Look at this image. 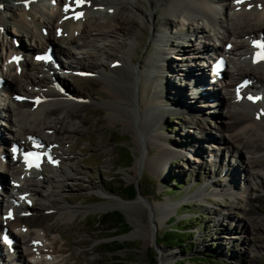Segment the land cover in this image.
Here are the masks:
<instances>
[{"label": "bare ground", "instance_id": "6f19581e", "mask_svg": "<svg viewBox=\"0 0 264 264\" xmlns=\"http://www.w3.org/2000/svg\"><path fill=\"white\" fill-rule=\"evenodd\" d=\"M51 1L55 5H50ZM13 2L20 3L19 8H16L8 0H0V26L5 25L10 20L15 26L12 35L21 37V39L25 35L33 44L30 46L23 43L18 46L11 44L7 49L8 56H5L3 61L0 57V79L3 82L0 89L3 87L4 92L8 93L12 102L16 103V107L25 109L21 115L17 114L21 118L16 119L13 114L14 109L11 111L12 107L6 105L4 110L3 105L0 106V117L5 115L8 119H12V125L9 126L12 134L8 146L15 143L20 150L21 148L26 149L33 142L35 145H39L38 149L46 153L45 156L50 157V159L43 161L38 168L25 171L21 163L7 150L9 147L3 150L6 153V158L0 161V173H3L0 177V189L7 194L9 203L5 206L4 212L0 204V233L10 232V247H12L13 253L9 257L0 252V263L25 264L22 260L24 255L29 259L28 264H39L37 262L38 252L48 256L53 251L47 250L44 246L45 249H42L41 239L43 238L41 234L31 233L33 234L32 237L28 231L29 225L23 223L26 219L31 223L29 218L32 212L28 210L26 200H31L34 195L39 193L35 188L36 186L31 187L33 183L29 184V180H34L31 179L32 174L35 175L36 180L34 181L37 182L48 180L49 175L51 177L56 174L60 175L55 171L60 170L65 162L70 160L62 148V145L64 146L63 139L66 135L75 132L76 127L67 126V124L58 126V121H54L58 118L56 115L62 114L60 118L62 121L67 119L85 122L86 119L80 114L81 109L93 106L96 102L91 96L81 98L75 95L73 90L71 93L66 87L68 84L61 80L58 70L53 68L52 61L49 60L44 65H40L33 60V54L30 55V51L43 50L50 45L53 49L54 58L61 64L62 72H73L82 68L83 66H80L79 61L71 58L69 47L75 45L77 46L75 48L79 50L81 46L78 45L79 37L94 29L89 24H83L84 16L89 11L102 15V13L111 12L107 10H112L115 14L124 16L125 22H118L120 24L118 30L127 35L131 42L127 50L110 60V64L118 60L119 65L115 68H111L110 64L107 68L93 66L86 70L95 76L98 85L105 91L102 103L107 106L108 113L113 119L120 120L125 127L130 129L133 127L134 131L133 122L136 124L138 119L143 123L146 121L153 123L152 127L148 125V132H146L144 139L147 152V157L143 160L144 164L153 170L164 169L165 165L169 168L171 163L175 162L174 158L180 155L179 153H185L184 157L187 155L191 158L190 153L194 151L199 158V160H194V163L196 164L198 161L199 167H202L200 165L205 161L210 164L209 166H216L212 175L216 178L220 177V179H216L221 180L220 184L213 180H207L194 191V194H186L182 200L197 196L199 199L205 198V200H210L209 203H212L215 197L209 195V199L206 198L208 194L205 187L213 183L218 184V190L214 196L227 193L228 190L233 192L245 184L247 190L246 175H243V180L241 177L239 178V175L235 176L236 167H233V164H228L230 161L238 163L240 175H242L244 169L239 164L241 150L248 148L260 150L264 147V78L260 77L262 78L260 79L259 75L255 77L236 67L233 72L229 73L227 69L224 71V73H228L229 80L220 81L218 84L204 89L201 88L199 81L203 78L207 79V77L205 76L204 60L201 61L200 58L207 55V50L223 57L227 56L229 59H232L230 56L234 54L237 55V59L244 57L243 65L245 64L249 69L250 65H254L255 68L262 69L264 72V58L253 63L248 51L254 38L264 40V27L258 28L259 26L256 27L255 25L256 29H253L252 32L245 31L250 28L249 26L254 25V22L255 24L264 23V0H241V3H238V0H231V3L227 0H13ZM228 10H231V14L242 24L240 28L237 25L232 31H229L230 29L226 24L229 19ZM6 13L10 14L9 18H7ZM175 20L181 22L180 25L184 26V29L186 28L185 31L173 30ZM250 21L253 22L250 23ZM122 24H127L128 28H124ZM207 27L211 28L212 34L206 30ZM103 34L105 33L103 32ZM191 34L198 36L195 39L199 44L197 47L193 46L195 43H187L189 48H184L180 44H174L171 40L174 37V40H181L182 42L183 39H189ZM13 36L11 39L15 37ZM239 37L245 38L246 43L238 45L237 38ZM137 44L144 48L139 51V56L135 55ZM149 49L151 51L147 53ZM235 50H239V52ZM180 51H184V53ZM15 55V60H12L11 57ZM229 59L228 61L231 62ZM66 60L71 61L64 63ZM239 63L237 62V64ZM45 68L47 71L49 70L50 76L44 75L46 73L42 72V69L45 70ZM92 68L94 71L90 73L89 70L92 71ZM207 76L210 78L211 74L207 72ZM240 78H247L249 83L246 88L239 87L236 91L235 84L239 82ZM19 81H25L36 91H24L25 96L19 98L20 94L17 91L19 90L17 88ZM111 81L119 86L112 87ZM233 81L235 82L231 85ZM222 87L230 90L227 93V99L230 101L228 114L218 113L219 106L222 107L225 103L219 89ZM247 89L256 93L255 101L248 99L243 94ZM237 94H241L240 99L235 98ZM33 99L37 100L34 101ZM199 101H201L200 105L196 104ZM12 106L14 105L12 104ZM171 110H180L184 112L187 119H191V121L188 119V122L184 120L183 123L185 124L195 121L194 116L197 119L206 115L207 117L218 116L220 118L219 123L211 127H213L214 132L222 136L215 137L210 132L207 134L209 137L205 136L206 138H204L206 126L201 120L198 121L199 124L194 122L199 129L194 133V136L197 137L195 139L184 141L183 135L180 137L184 140L178 139L179 137H175V135L170 137L161 135L162 132H165V124L163 123L165 116ZM32 122L33 125H30ZM158 128L162 129L160 130L161 133L157 132ZM187 132L184 131V134ZM242 135L247 136L249 141H242ZM172 137L177 139L178 144L170 143ZM200 137L204 140L203 142H200ZM256 137L260 138V141ZM209 140L211 142L207 143L206 141ZM250 140L253 141L250 142ZM212 143L215 145L208 154L206 149H209ZM202 147L204 151L198 153L199 148ZM151 148H154L155 152L149 156ZM223 152L229 154L226 159L223 157ZM233 154L236 155L235 159ZM248 163V167L262 171V175L257 173L250 176L251 179L256 180L254 184H257V188L255 189L263 187L264 190V165L257 158H248ZM224 175H227L226 177L229 181L232 180V183H224L228 180L223 177ZM7 176L12 178L11 185L9 182L7 185V182L3 180ZM51 177L50 179H52ZM7 186H10V189ZM251 189L254 192L253 195L248 194L243 197L245 205L250 211L254 209V203L258 198V194L254 195L257 191L252 186ZM13 192L16 193V196L22 195L24 204L15 199ZM0 199L4 200L1 198V192ZM141 200L138 197L133 202H140ZM178 203V201L169 202L165 199L150 205L153 230H157L158 226L175 210ZM123 204L125 205L120 201H108L100 205L85 207V209L83 207L81 209L59 207L55 208V213L60 218L65 216L71 218L77 214L85 213L87 210L106 211L123 206ZM10 209L11 214L8 213ZM47 209L49 210L48 214L53 212V210ZM260 217V215L256 216L258 220H261L262 217ZM242 229L247 230L249 234V232L256 230L257 226L254 223L252 226L245 224ZM6 247L7 245L0 238V249H7ZM165 256L171 257L173 252L162 254L160 264H167L168 261Z\"/></svg>", "mask_w": 264, "mask_h": 264}, {"label": "rangeland", "instance_id": "374dc122", "mask_svg": "<svg viewBox=\"0 0 264 264\" xmlns=\"http://www.w3.org/2000/svg\"><path fill=\"white\" fill-rule=\"evenodd\" d=\"M8 1L12 2L16 8H19L20 3L13 2V0ZM227 2L231 3V0H227ZM107 11L111 12H105L102 15L95 12H87L84 16L83 24H89L94 29L79 37L78 45H81L79 50L75 48L77 47L75 45L74 47H69L71 58L79 61L80 66H83V68L90 69L93 66L107 68L110 60L118 56L122 51L127 50L131 42L127 35L118 30L120 25L118 22H125L123 20L124 16L115 14L112 10ZM228 13L229 19L226 24L228 29H230L229 31H232L237 25L240 28L242 24L231 14V10H228ZM9 15V13H6L7 18H9ZM176 21H174L173 30L185 31L186 28L184 29V26L180 25L181 22ZM106 23L109 24L106 25ZM263 24H255L254 22V25H251L252 27L249 26L250 28L245 31L252 32L253 29H256L255 25L260 28L261 26L264 27ZM122 26L128 28L127 24H122ZM189 28L192 29V27ZM14 29L15 26L10 20L5 25L0 26V57L2 61L5 56H8L7 49L11 44L15 46L21 43L27 46L33 44L25 35H23L22 39L15 35L14 37L12 35ZM206 30L212 34L211 28L207 27ZM12 36L14 37L13 39H11ZM173 38H171L172 42L177 44L179 41ZM197 38V35L191 34L189 39H183L184 48H189L186 45L187 43H195L193 46L197 47L199 45L196 42L197 40H195ZM245 43V38H237L238 45ZM135 48L137 51L135 55L138 56L140 55L139 51L144 49L138 44ZM239 50L241 51V48ZM239 50L235 51L239 52ZM148 51H151V49L147 50V53ZM180 52L184 53V51ZM230 57L232 59L225 56L227 60L225 71L227 69L230 73L237 67L255 77L259 75V78H264L262 69L255 68L254 65H250L249 69L245 64L243 65L244 57L237 59V55L234 54ZM237 62L240 63L237 64ZM93 71L94 68H92V71L89 70L90 73ZM82 73L78 70L73 72H62L60 70L58 72L61 80L68 84L65 85L71 93L73 90L74 94L81 98L91 96L96 102L93 106L81 109L80 114L86 119L85 122L79 120L69 121L67 119L62 121L60 119L62 114L56 115L59 119L57 118L54 121H58H56L58 126L67 124V126L73 125L74 128L76 127L75 132L68 136L66 135L63 139L64 146L62 145V148L68 155L69 162H65V165H62L63 167L60 170L55 171L60 175L56 174L52 175V177L49 175L48 180L37 182L34 181L36 178L32 174L31 179L34 180H29L30 183L27 182L29 184L33 183L31 187L34 188L36 186L35 188L39 193L37 195L33 194L30 205L27 203L28 210L32 212L29 218L31 223L28 222V219L24 220L23 223L29 225L28 231L30 234H41L43 238L41 239L42 249L53 250L48 256L38 252L37 262L39 264H48L50 262V264H160L162 254L173 252V256H165L168 261L167 264H264V190L262 189L263 187L255 189L257 188V184H254L256 180L251 179L253 174H261L262 171L248 167V158H257L264 165V147L260 150L253 148L241 150L242 154H239V164L244 169L242 170V175H240L238 163L230 161L228 164H233V167H236L235 176L239 175V178L241 177L243 180V175H246L247 190L245 184L243 185L244 187L242 186L233 192L228 190L227 193L221 192L222 194L214 196L221 181L216 180L220 179V177L216 178V176L212 175L216 166H209L210 164L206 161L201 163L200 166L202 167H199L198 161H196V165L194 160H199V158L194 151L190 153L191 158L187 155L184 157L185 153H179L180 155L174 158L175 162L171 163L169 168L167 165L160 170L148 168L143 162L144 158L146 159L147 157L144 139L146 132H148V125L152 127L153 123L148 121L143 123L138 119V125L133 122L134 131L133 127L130 129L125 127L120 120L113 119L108 113L107 106L102 103L105 91L98 85V80L95 76H92L93 74L88 73L85 76V73ZM223 79L225 81L230 79L228 73L224 74ZM234 82H231V84ZM115 84L113 81L110 82L112 87L119 86ZM17 88L19 89L17 90L18 94H20L19 98L25 96L24 91H36L29 84H26L25 81H19ZM220 92L225 99V103L222 107L219 106L218 113L228 114L230 101L227 99V93L230 90L222 87ZM200 103L201 101L196 104L200 105ZM3 105L4 110L6 105L12 107L11 111L14 109L15 112L13 111V114L16 119L21 118L18 115L25 111V109L16 107V103L14 104L10 96L4 94V92L0 94V106ZM179 111L171 110L165 116V122L162 120L165 124V132L161 133L160 130L162 129L159 128L157 132H160L165 137L175 135L180 140L185 139L184 141H187L188 139L189 141L197 138L194 133L199 129H197V125L194 122L201 120L206 126V133L204 132L203 134L204 138L209 137L207 134H210V132L212 136H222L214 132L213 127H211L219 123L220 118L218 116L207 117L206 115L201 119H197L194 116L195 121L185 124L183 121L188 122L189 118H186L184 112ZM223 116L225 117V115ZM147 117L149 116L147 115ZM66 121L67 123H65ZM11 122L12 119H8L5 115L0 117V161L6 158V153L3 152L4 149L9 147L7 150L10 152V146L8 145L12 134L11 129H9V126L12 125ZM30 125H33V122ZM12 128L15 129V127ZM184 131L189 133L184 134ZM181 135H183L184 139H181ZM241 138L242 141H249L245 135H242ZM256 139L260 141V138L256 137ZM170 140V143L178 144L177 139L172 137ZM203 141L200 137V142ZM252 141L250 140V142ZM214 145L215 143H212L209 146L210 148L206 149V153L208 152L209 154ZM203 151L202 147L199 148V152H196L201 153ZM154 152L155 149L151 148L148 155L150 156ZM226 153L223 152L225 159L229 155ZM233 155L235 159L236 155ZM210 157L212 158L213 156ZM200 158L202 160L201 156ZM228 170L230 171V169ZM0 174L1 177L3 173ZM226 176L224 175L223 177L227 178ZM3 180L7 182V185L8 182L9 185L12 184L10 176L4 177ZM207 180L218 182V184L213 183L205 187V191L208 194L206 198L209 199V195L215 197L212 203H209L210 200L199 199L197 196L182 200L186 194H194V191ZM224 183H232V180L229 181L228 179ZM129 185H134L135 187L136 196L133 199L123 198L119 195L124 194L127 196V187ZM251 186L257 191L254 195L258 194L252 211L245 205L243 199L248 194L253 195L254 192ZM7 187L10 189V186ZM0 192L1 198H4V200L0 199L1 208L4 212L5 206L9 203V198L5 192ZM30 193L32 194V192ZM13 194L17 201L24 204L21 196H16L15 192ZM137 196L142 200L133 202L138 198ZM165 199L169 202L178 201L179 203L167 219L158 226L157 230H153L150 205ZM108 201H120L125 203V205L123 204V206L106 211L87 210V212L77 214L71 218L66 216L60 218L55 213V208L59 207H77L80 209L83 207L85 209V207L100 205ZM47 208L53 210V212L48 214L49 210ZM119 214H121L120 220L124 224L121 221H117L115 215L120 216ZM257 215L262 217H260L261 220L256 218ZM172 218L176 222H171ZM108 219L110 221L106 222ZM253 223L257 226V229L251 231L252 233L249 232L248 234L247 230L242 229L245 224L252 226ZM174 224L176 227L178 225L191 224L189 226L190 234L184 236L185 241L182 246L163 244L164 233L171 231L170 227ZM31 235L33 237V234ZM22 260L25 264L29 262V259L24 255Z\"/></svg>", "mask_w": 264, "mask_h": 264}, {"label": "trees", "instance_id": "16d2710c", "mask_svg": "<svg viewBox=\"0 0 264 264\" xmlns=\"http://www.w3.org/2000/svg\"><path fill=\"white\" fill-rule=\"evenodd\" d=\"M127 193L128 195H124V194H119L121 197L123 198H128V199H133L136 196V191H135V187L134 185H129V187H127ZM120 216L115 215L117 221H121L120 217L121 214H119ZM110 221V219L106 220V222ZM171 222H176V220L174 218L171 219ZM123 223V222H122ZM124 224V223H123ZM176 224V223H175ZM175 224L170 227L171 231H167L164 233L163 235V244L169 245V246H175V245H180L182 246L184 244V236L187 234H190L189 231V226L190 225H178V227L175 226ZM119 248V246H118Z\"/></svg>", "mask_w": 264, "mask_h": 264}]
</instances>
